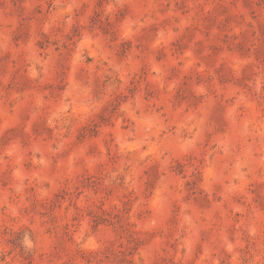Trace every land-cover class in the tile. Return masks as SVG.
<instances>
[{"label": "rangeland", "instance_id": "rangeland-1", "mask_svg": "<svg viewBox=\"0 0 264 264\" xmlns=\"http://www.w3.org/2000/svg\"><path fill=\"white\" fill-rule=\"evenodd\" d=\"M0 264H264V0H0Z\"/></svg>", "mask_w": 264, "mask_h": 264}, {"label": "clouds", "instance_id": "clouds-1", "mask_svg": "<svg viewBox=\"0 0 264 264\" xmlns=\"http://www.w3.org/2000/svg\"><path fill=\"white\" fill-rule=\"evenodd\" d=\"M23 243L26 245L27 248H31L32 247V241L29 239L27 234L25 235Z\"/></svg>", "mask_w": 264, "mask_h": 264}]
</instances>
